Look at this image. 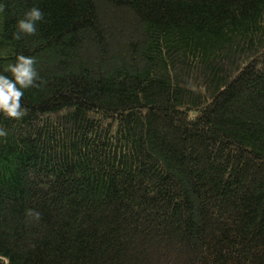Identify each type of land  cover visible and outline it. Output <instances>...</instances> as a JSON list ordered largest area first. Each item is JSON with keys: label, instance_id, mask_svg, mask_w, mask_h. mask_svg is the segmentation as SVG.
I'll return each instance as SVG.
<instances>
[{"label": "trees", "instance_id": "16d2710c", "mask_svg": "<svg viewBox=\"0 0 264 264\" xmlns=\"http://www.w3.org/2000/svg\"><path fill=\"white\" fill-rule=\"evenodd\" d=\"M0 5V264H264V0Z\"/></svg>", "mask_w": 264, "mask_h": 264}, {"label": "clouds", "instance_id": "9594fccd", "mask_svg": "<svg viewBox=\"0 0 264 264\" xmlns=\"http://www.w3.org/2000/svg\"><path fill=\"white\" fill-rule=\"evenodd\" d=\"M5 10L4 5H0V12ZM44 20V13L36 6L31 7L19 19L16 24V31L13 39L20 40L24 35H35L37 33V22ZM36 59L31 56L17 55L14 63L5 68V72H10L12 78L0 73V113L7 118L20 120L27 114V109L21 104L24 91L28 88H38L41 78L35 67ZM7 131L0 126V137H6ZM32 214V210H29ZM39 217V213H35Z\"/></svg>", "mask_w": 264, "mask_h": 264}]
</instances>
